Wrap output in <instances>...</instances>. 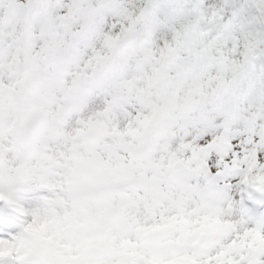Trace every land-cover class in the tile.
Here are the masks:
<instances>
[{"label":"snow or ice","instance_id":"6c2138e0","mask_svg":"<svg viewBox=\"0 0 264 264\" xmlns=\"http://www.w3.org/2000/svg\"><path fill=\"white\" fill-rule=\"evenodd\" d=\"M0 264H264V0H0Z\"/></svg>","mask_w":264,"mask_h":264}]
</instances>
